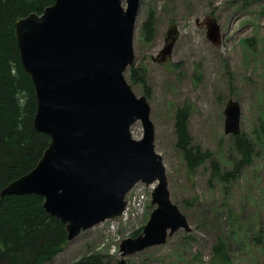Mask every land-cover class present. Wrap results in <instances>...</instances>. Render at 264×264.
Here are the masks:
<instances>
[{"label":"rangeland","instance_id":"obj_1","mask_svg":"<svg viewBox=\"0 0 264 264\" xmlns=\"http://www.w3.org/2000/svg\"><path fill=\"white\" fill-rule=\"evenodd\" d=\"M208 16L220 26V48L196 23ZM170 44L171 55L158 59ZM134 49L132 68L145 72L151 90L147 98L156 151L167 169L171 198L193 231L180 230L165 245L126 258V264H213L214 247L221 240L230 264H264V1L141 0ZM125 76L138 97L147 96L143 85L130 78V70ZM230 101L240 105V135L253 143L254 159L234 180L222 182L214 178L211 160L189 171L176 148L175 114L190 105L192 145L211 152L223 171H233L240 157L234 135L225 133ZM132 134L143 137L141 122L133 125ZM153 189L140 183L127 195L128 208L121 218L83 232L54 264H74L92 254L118 263L121 242L136 237L155 209Z\"/></svg>","mask_w":264,"mask_h":264},{"label":"water","instance_id":"obj_2","mask_svg":"<svg viewBox=\"0 0 264 264\" xmlns=\"http://www.w3.org/2000/svg\"><path fill=\"white\" fill-rule=\"evenodd\" d=\"M141 0H55L41 14L16 23L23 68L31 76L37 113L34 127L51 142L35 168L0 192L38 195L44 208L66 225L68 242L108 220L121 218L137 184L154 186L155 207L142 233L123 240L121 259L163 246L193 229L171 198L167 169L156 151L147 96L126 79L135 63L134 33ZM126 3V7L124 4ZM221 46L217 19L200 23ZM173 44L162 53L171 55ZM240 105L225 109V133L240 135ZM141 122L143 137L132 127Z\"/></svg>","mask_w":264,"mask_h":264},{"label":"trees","instance_id":"obj_3","mask_svg":"<svg viewBox=\"0 0 264 264\" xmlns=\"http://www.w3.org/2000/svg\"><path fill=\"white\" fill-rule=\"evenodd\" d=\"M264 0H244L245 4ZM55 0H0V192L10 183L31 172L51 138L34 127L37 96L31 76L23 68L16 36V23L32 13L41 14ZM149 23V22H148ZM146 39L152 32L149 27ZM153 28V27H152ZM150 30V31H149ZM130 70L133 82L143 85L147 97L145 72ZM144 71V70H143ZM191 106L179 108L175 114L176 148L181 152L189 171L194 172L211 160L214 178L234 180L240 170L252 164L253 143L247 135H236L233 147L239 161L233 171H223L209 151L192 145L189 133ZM45 199L38 195L0 198V264H54L67 244L66 225L44 208ZM143 228L135 234L139 236ZM224 241L214 247L213 264H230ZM74 264H115L102 254L83 257ZM117 264V263H116Z\"/></svg>","mask_w":264,"mask_h":264},{"label":"built area","instance_id":"obj_4","mask_svg":"<svg viewBox=\"0 0 264 264\" xmlns=\"http://www.w3.org/2000/svg\"><path fill=\"white\" fill-rule=\"evenodd\" d=\"M138 185H140V184H137V185L132 189V191H134L135 188H136ZM132 191H131V192H132ZM128 204H129V202H128ZM127 208H128V205H127ZM127 208H126V210H127ZM125 212H126V211H125ZM125 212H124V214H125ZM124 214H123V215H124Z\"/></svg>","mask_w":264,"mask_h":264},{"label":"flooded vegetation","instance_id":"obj_5","mask_svg":"<svg viewBox=\"0 0 264 264\" xmlns=\"http://www.w3.org/2000/svg\"><path fill=\"white\" fill-rule=\"evenodd\" d=\"M201 22H203V21H200V23H201ZM206 32H207V31H206ZM172 49H173V47H172ZM158 59H160V60H165L166 58H165V59H162V56H161V54H160V55L158 56Z\"/></svg>","mask_w":264,"mask_h":264}]
</instances>
